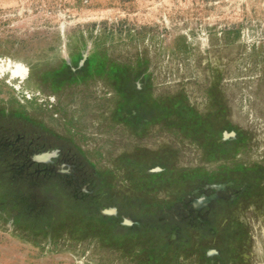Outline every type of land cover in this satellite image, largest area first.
<instances>
[{
    "label": "rangeland",
    "instance_id": "1",
    "mask_svg": "<svg viewBox=\"0 0 264 264\" xmlns=\"http://www.w3.org/2000/svg\"><path fill=\"white\" fill-rule=\"evenodd\" d=\"M0 264H264V0H0Z\"/></svg>",
    "mask_w": 264,
    "mask_h": 264
}]
</instances>
